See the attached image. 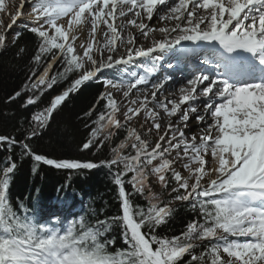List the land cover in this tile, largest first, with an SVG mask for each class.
<instances>
[{
	"label": "snow or ice",
	"instance_id": "6c2138e0",
	"mask_svg": "<svg viewBox=\"0 0 264 264\" xmlns=\"http://www.w3.org/2000/svg\"><path fill=\"white\" fill-rule=\"evenodd\" d=\"M17 20L11 41L0 32V54L24 31L37 48L25 84L7 102L28 93L21 106L37 104L79 75L21 125V139L0 136V150L19 148L21 158H32L33 172L40 163L69 177L107 169L119 212L38 218L19 198L14 206L17 161L9 155L0 168V264H264V0H21L12 24ZM149 38L147 47L137 43ZM189 57L199 63L185 66L179 85L169 84ZM161 61L174 71L158 75ZM118 65V77L103 78L106 91L96 101L103 111L82 145H107L111 158L56 160L33 152L29 141L46 134L69 96ZM177 202L194 218L178 236L158 233ZM114 226L126 247L109 235Z\"/></svg>",
	"mask_w": 264,
	"mask_h": 264
},
{
	"label": "trees",
	"instance_id": "16d2710c",
	"mask_svg": "<svg viewBox=\"0 0 264 264\" xmlns=\"http://www.w3.org/2000/svg\"><path fill=\"white\" fill-rule=\"evenodd\" d=\"M20 47H23L25 51L17 56ZM36 48V37L32 33L24 31L14 46H9L6 53L0 54V136H15L17 140L21 139L23 137V132L20 131L21 125H26L33 112L46 107L52 97L61 93L79 75L73 73L67 80H62L51 90L45 91L37 104L28 107L21 106L28 93L7 102V98L21 90L25 84L31 66V57L35 54ZM55 70L54 66L53 71ZM102 92H105L103 79L90 80L84 83L77 92L71 94L53 114L46 134L42 138H34L29 141L33 152L56 160L98 162L102 159H110L107 145L99 151L94 148L82 150V145L86 142L90 129L95 127L92 121L103 111L104 102L96 103L97 97ZM94 106L91 116H85L84 114ZM120 138L121 136L118 135L114 143L118 142ZM19 154V148H14L11 153L8 152L6 146L0 150V168L5 165V160L9 155L17 161V169L9 189V196L14 206L19 198L35 215L39 214L38 218H48L51 212H56L55 215H60L62 218L81 213L90 218L92 209L98 214L103 209V216L118 214L116 186L107 169L101 167L91 171L82 170V174H73L69 177L68 170L54 169L40 163L36 171L33 172L32 158H21ZM58 189L64 190L58 192ZM162 195L165 199L168 198L164 191ZM52 201L56 203L52 205ZM64 202L70 205H80L82 209L72 210L76 211L73 214L62 207ZM134 203L144 204L145 201L137 198ZM43 207L47 208L49 213L43 215L35 212L38 208L43 209ZM193 218L194 213L180 204L167 224L162 225L157 229V232L169 237L178 236ZM109 235L115 236L116 247H126L120 238L118 226H114Z\"/></svg>",
	"mask_w": 264,
	"mask_h": 264
},
{
	"label": "rangeland",
	"instance_id": "374dc122",
	"mask_svg": "<svg viewBox=\"0 0 264 264\" xmlns=\"http://www.w3.org/2000/svg\"><path fill=\"white\" fill-rule=\"evenodd\" d=\"M20 3H21V0H5L6 11L5 12H0V20L3 21V27H0V32H7L8 41L12 40L13 33L18 30L17 29V24L21 23L20 20H17L16 24H12V17L15 14V12L17 11ZM24 11H25V17L24 18L28 19V17H27V11H28L27 7H25ZM10 24L12 25L11 29L8 28V25H10ZM155 24H156V21H155ZM140 41L138 40L137 43L138 44L139 43H143L144 46L147 47L149 45V43H150V38L147 41H141V42ZM78 51H79V49H78ZM141 60H143V58H141ZM141 60L136 61V63H140ZM57 66H59V64L55 65V68H57ZM123 67L124 66H122V65H118V66H116L113 69H106V70L102 71L101 73H99V76L97 77V79H94V80L95 81H99V80L103 79L104 77H108V78L118 77L120 75L119 69H122ZM105 91H106V89H105ZM114 95L116 96L117 100H119L121 98L120 93H114ZM189 124H191V127L194 126L192 121H189ZM195 128H192V129L194 130ZM49 167H51V166H49ZM51 168H54V167H51ZM54 169H56V168H54ZM152 189L157 195H160L161 198L165 199V197L162 195L163 189L158 184L153 183L152 184ZM54 203H56V202L55 201L51 202L52 205ZM55 213L56 212H51L50 213V217L52 215H55Z\"/></svg>",
	"mask_w": 264,
	"mask_h": 264
},
{
	"label": "bare ground",
	"instance_id": "6f19581e",
	"mask_svg": "<svg viewBox=\"0 0 264 264\" xmlns=\"http://www.w3.org/2000/svg\"><path fill=\"white\" fill-rule=\"evenodd\" d=\"M155 21H156V19H155V17H154V19H153V21L152 22H150V24L151 25H153V26H157L156 24H155ZM140 41V40H139ZM141 42V41H140ZM196 64H191V65H189V66H187V68L188 69H192V68H195V66L198 64L197 62H195ZM164 70V68L163 67H161V72ZM159 75L160 74H162V73H158ZM153 78H155V77H153ZM180 84V82L179 83H175V82H172V85H179ZM159 95V94H158ZM159 97V96H158ZM196 127V125L194 124V126L192 127V128H195ZM193 130V129H192ZM62 207L63 208H65L68 212H72L73 214H75L76 213V211H72V210H74V209H76V208H78V209H82V206H80V205H74V204H66L65 202H64V204L62 205ZM35 212H37V213H41V214H47V213H49V211H48V209L47 208H44L43 207V209L42 208H38V210H36ZM39 214H36V216H38Z\"/></svg>",
	"mask_w": 264,
	"mask_h": 264
}]
</instances>
